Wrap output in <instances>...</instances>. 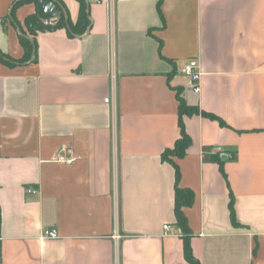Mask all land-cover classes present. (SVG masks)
<instances>
[{
  "label": "crops",
  "instance_id": "obj_1",
  "mask_svg": "<svg viewBox=\"0 0 264 264\" xmlns=\"http://www.w3.org/2000/svg\"><path fill=\"white\" fill-rule=\"evenodd\" d=\"M19 1L0 0V264H188L162 160L181 134L177 88L199 111L175 160L195 193L193 253L264 264V0H87L82 36L31 34L39 0ZM57 1L76 24L80 3ZM22 31L35 57L11 65ZM190 60L198 94L180 73Z\"/></svg>",
  "mask_w": 264,
  "mask_h": 264
},
{
  "label": "trees",
  "instance_id": "obj_2",
  "mask_svg": "<svg viewBox=\"0 0 264 264\" xmlns=\"http://www.w3.org/2000/svg\"><path fill=\"white\" fill-rule=\"evenodd\" d=\"M29 1L35 0H21L17 2L16 5L22 4ZM80 3V19L76 24H73L70 18H68V25L70 27V33L72 35L82 36L86 33L87 29L91 25V17L88 14V3L87 0H77ZM162 0H159V9H161ZM15 20L14 12L11 13V19ZM27 27L29 32L34 34L37 30H51L54 28H67L66 19L63 17L57 22L56 25H48L44 22H41L38 19V16L32 15L26 20ZM21 44L25 50V55L22 60L15 61L8 58V62L11 65L15 64H25L32 60L34 51L36 52L35 42L30 39L25 32H21L20 36ZM0 60H6V56L0 55ZM177 100L179 102V116H180V138L176 141L173 148L165 150L162 154V160L168 163L173 164L176 171V188H175V217H176V226L179 227L182 233V238L184 241V257L188 264H200V261L195 257L191 245V230L187 223V217L184 213V209L191 207L195 201V193L190 189H183L178 186V183L181 178V172L179 166L175 162L176 159H183L186 157L189 148L192 145V139L187 134L182 118L185 115H193L199 113L198 109L195 107L189 106L182 96V89L177 88ZM204 116H207L212 119H218L216 116L203 113ZM233 197L230 204L232 221L234 225H237L234 208H233Z\"/></svg>",
  "mask_w": 264,
  "mask_h": 264
},
{
  "label": "water",
  "instance_id": "obj_3",
  "mask_svg": "<svg viewBox=\"0 0 264 264\" xmlns=\"http://www.w3.org/2000/svg\"><path fill=\"white\" fill-rule=\"evenodd\" d=\"M36 10H37L38 19L41 22L47 24H51L53 21L61 20L64 17L67 22V30L70 32V27L68 25L69 17L67 11L59 1L39 0L36 4ZM88 14H89V4H88ZM89 32H90V28H88L86 35H88ZM34 57H35V51H34Z\"/></svg>",
  "mask_w": 264,
  "mask_h": 264
},
{
  "label": "built area",
  "instance_id": "obj_4",
  "mask_svg": "<svg viewBox=\"0 0 264 264\" xmlns=\"http://www.w3.org/2000/svg\"><path fill=\"white\" fill-rule=\"evenodd\" d=\"M180 73L182 76L186 77L189 79V81L192 84L193 91L198 94L200 92V79L202 76V73L199 70V64L197 60H190L186 62L180 69ZM61 161H65L67 163L72 162L70 159H64L61 158ZM29 193H33L34 191L32 189L28 190ZM169 226L165 225L164 229L168 230ZM58 237L57 230L52 229V230H45L43 233L42 238L43 239H55Z\"/></svg>",
  "mask_w": 264,
  "mask_h": 264
}]
</instances>
